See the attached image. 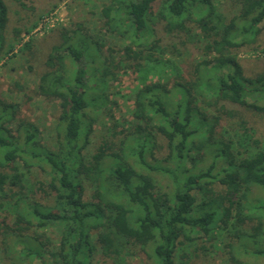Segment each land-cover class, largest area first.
I'll list each match as a JSON object with an SVG mask.
<instances>
[{"label": "trees", "instance_id": "trees-1", "mask_svg": "<svg viewBox=\"0 0 264 264\" xmlns=\"http://www.w3.org/2000/svg\"><path fill=\"white\" fill-rule=\"evenodd\" d=\"M232 1L239 12L225 24L211 0H112L101 10L106 32L127 43L106 51L104 43L62 28L37 87L39 96L56 102L53 149L40 144L33 124L16 123L17 106L0 98V251L25 245L10 264H91L96 249L112 264H124L136 249L152 264H185L188 248L217 228L227 232L233 219L237 226L255 222L251 233L238 237L243 242L264 235L254 215L264 205L244 214L251 189L264 192V148L242 115L227 109L264 118V72L246 77L235 54L260 33L264 0ZM7 14L0 0V62L12 53L11 46L4 50ZM14 32L18 39L21 32ZM164 34L181 36L183 45L202 44L205 59L191 79ZM122 66L173 75L139 87L132 120L123 125L105 113ZM100 113L111 125L89 153ZM221 115L235 119L237 128L216 138ZM158 139L165 142L162 159ZM32 168L47 180L29 183ZM154 172L163 174L164 185ZM50 227L59 229L51 250ZM253 255L264 256V249Z\"/></svg>", "mask_w": 264, "mask_h": 264}, {"label": "rangeland", "instance_id": "rangeland-1", "mask_svg": "<svg viewBox=\"0 0 264 264\" xmlns=\"http://www.w3.org/2000/svg\"><path fill=\"white\" fill-rule=\"evenodd\" d=\"M112 0H4L7 7V24L3 32L4 50L12 47V53L7 55L0 62V98L5 102L16 105V123L23 121L33 124L39 131L38 140L41 145L54 148L57 106L55 101H47L37 94L39 76L47 71L45 62L51 48L60 42V31L66 29L77 31L81 37L104 43L106 51L108 48H121L127 42L106 32L104 19L101 10ZM216 8V12L222 16L226 24L232 17L238 15L239 7L232 0H211ZM158 4L154 5L157 12ZM54 13V18L47 25V28L36 29L40 16H47ZM36 24L26 33L24 30ZM239 24V23H238ZM241 24H239V27ZM38 28V27H37ZM261 30L255 38V42L235 51L239 64L246 77L252 78L264 72V23L258 25ZM15 30L21 33L16 38ZM194 33H199L195 28ZM33 33L32 38L25 39V43H31L29 49L23 50V46L18 41L24 40L25 35ZM181 37V36H180ZM162 36L166 44H174L176 50L181 53L180 60L182 71L187 79H191L195 66L203 57L202 44H180L182 37ZM170 57L166 55V58ZM118 81L113 83L108 90V106L105 113H111L114 121L122 125L125 121H131L133 109V99L135 91L144 84L152 82H168L173 78L170 71H157L145 73L133 72L122 66L118 70ZM228 110L235 111L242 115L247 128L253 130V137L260 142V147L264 148V118L247 113L242 108L228 106ZM109 110V111H108ZM15 125V123H14ZM12 125L11 128H14ZM111 120L108 115L99 114L97 123L94 125V134L91 137L88 152H94L96 146L101 143V135H104V127L110 126ZM126 127V125H124ZM237 128L235 119L221 115L219 125L215 128V137L226 131ZM215 139V138H214ZM204 139L201 138L202 142ZM161 150L156 152L157 159L166 156L164 149L165 142L158 139ZM254 149V148H252ZM255 150V149H254ZM151 164V160L147 158ZM170 164H165V166ZM153 177L162 185L166 183L163 174L154 172ZM29 183L39 180H47L38 168L30 169L27 176ZM32 188V187H31ZM91 190L87 188L86 197L89 198ZM249 207L244 211L246 216L251 215L253 208L264 205V192L253 187L248 197ZM42 204H51V201L39 200ZM264 210V209H263ZM254 215L261 217L264 233V211L256 212ZM235 220H231L227 232L222 228H217L213 232V237H204L196 241L195 245L188 248V259L185 264H264V256H254L253 252L264 249V235L253 242H243L238 237L242 234H249L255 225L254 221H247L243 225L234 226ZM50 239V250L56 248L59 239V229L50 227L45 231ZM24 244L14 245L9 253L0 251V264H10L14 262L16 254L24 248ZM33 248V245H32ZM196 249V250H194ZM134 251V250H133ZM152 254V253H151ZM46 258V255H45ZM14 260V261H12ZM185 260V259H183ZM17 262V260H16ZM26 264H40L38 259ZM91 264H112L101 256L99 251L92 255ZM124 264H152V259H147L146 255L136 249L132 256L125 258ZM176 264H179L178 259Z\"/></svg>", "mask_w": 264, "mask_h": 264}, {"label": "built area", "instance_id": "built-area-1", "mask_svg": "<svg viewBox=\"0 0 264 264\" xmlns=\"http://www.w3.org/2000/svg\"><path fill=\"white\" fill-rule=\"evenodd\" d=\"M54 13H50V14H48L47 16H44V17H42L40 20H39V23H38V25H37V27H36V29H40V28H47V25L51 22V20L54 18ZM32 35H33V33H29V34H27V35H25L26 37H24V40L22 39V41H21V45L23 44V43H25L26 42V40L27 39H30V38H32ZM26 39V40H25Z\"/></svg>", "mask_w": 264, "mask_h": 264}]
</instances>
